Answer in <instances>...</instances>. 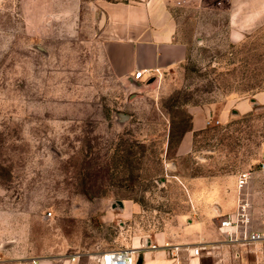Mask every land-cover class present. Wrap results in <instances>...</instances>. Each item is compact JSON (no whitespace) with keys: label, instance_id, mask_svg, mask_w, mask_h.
Segmentation results:
<instances>
[{"label":"rangeland","instance_id":"obj_1","mask_svg":"<svg viewBox=\"0 0 264 264\" xmlns=\"http://www.w3.org/2000/svg\"><path fill=\"white\" fill-rule=\"evenodd\" d=\"M259 1L233 9L237 43L226 0L176 6L186 61L132 93L104 61L103 20L88 0H0V260L65 264L77 254V264H98L102 252L145 248L163 234L208 238L200 225L218 232L243 172L251 227L264 231ZM244 100L251 110L240 113ZM219 246L201 263L264 264V241Z\"/></svg>","mask_w":264,"mask_h":264},{"label":"crops","instance_id":"obj_2","mask_svg":"<svg viewBox=\"0 0 264 264\" xmlns=\"http://www.w3.org/2000/svg\"><path fill=\"white\" fill-rule=\"evenodd\" d=\"M39 1L34 0V5L44 6L42 0ZM226 1L229 7L227 8L229 9V38L237 43L244 37V33L241 22H237L234 16L233 9L241 3L244 6L245 0ZM262 2L263 0L257 2V5ZM196 5L204 4L202 0H88V9L92 12L93 20H97L100 16L103 20L97 30L101 38L104 61L114 77L121 81L128 91L132 93L145 91L155 85L163 74L172 72L186 61L189 45L180 39L181 24L175 13V7L190 9ZM138 71H143V78L136 81L133 75ZM135 97L132 96L131 99ZM256 99L261 103L264 101V95L257 96ZM236 105L240 113L251 110L250 101L244 100L237 102ZM192 130L198 131L195 118L192 121ZM200 226L205 228L208 238H205L203 234L193 243L176 239L169 242L168 236L163 234L157 241L158 244L150 242L151 245L159 248L165 245L181 246L177 252L173 251L175 258L162 249L150 250L148 248L150 243H146L145 248H131L136 250V264H202L200 256H193L190 248L184 247L201 243L217 244L221 240H219L218 232H211L205 226ZM211 250L214 252L216 249ZM81 257L82 255L71 254L64 263L77 264ZM72 258H75V261H71ZM33 261L36 264L50 262L37 258L32 259L30 263L32 264ZM0 264L11 263L0 260Z\"/></svg>","mask_w":264,"mask_h":264},{"label":"built area","instance_id":"obj_3","mask_svg":"<svg viewBox=\"0 0 264 264\" xmlns=\"http://www.w3.org/2000/svg\"><path fill=\"white\" fill-rule=\"evenodd\" d=\"M142 78L143 71H138L133 75V79L136 81L142 80ZM208 123L210 124V122ZM250 179L251 174L249 172H243L238 175L236 179L237 199L235 209L232 212L218 217L216 228L222 240L217 244L201 243L192 246H185L184 248H190L193 256L199 257L201 256V252L207 249H217L220 247L219 244H222L223 246L243 247L264 241V231L252 229L249 216V205L243 198H241L242 191L247 187ZM50 215L51 214H48V217ZM148 248L150 250H165L175 258L176 255L173 254V251L177 252L181 246L170 247L165 245L159 248L156 245L150 244ZM135 254L136 250L132 249L111 250L100 253L96 257V261L98 264H136ZM71 261H75V258H72ZM32 264H36V262L33 261Z\"/></svg>","mask_w":264,"mask_h":264},{"label":"water","instance_id":"obj_4","mask_svg":"<svg viewBox=\"0 0 264 264\" xmlns=\"http://www.w3.org/2000/svg\"><path fill=\"white\" fill-rule=\"evenodd\" d=\"M40 49V48H39ZM153 82V81H152ZM152 82H150V83H152ZM120 116V119H123L125 116H123V115H119ZM140 264V263H139Z\"/></svg>","mask_w":264,"mask_h":264}]
</instances>
